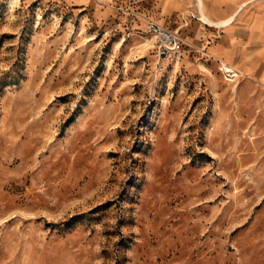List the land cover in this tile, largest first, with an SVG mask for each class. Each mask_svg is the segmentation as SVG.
I'll return each mask as SVG.
<instances>
[{"label":"rangeland","instance_id":"1","mask_svg":"<svg viewBox=\"0 0 264 264\" xmlns=\"http://www.w3.org/2000/svg\"><path fill=\"white\" fill-rule=\"evenodd\" d=\"M204 1L0 0V264H264V64L209 49L251 0Z\"/></svg>","mask_w":264,"mask_h":264},{"label":"crops","instance_id":"2","mask_svg":"<svg viewBox=\"0 0 264 264\" xmlns=\"http://www.w3.org/2000/svg\"><path fill=\"white\" fill-rule=\"evenodd\" d=\"M220 1L223 2L225 0H220ZM234 1H236L237 4L234 2L232 3L230 2L228 7L225 9L226 12L232 11L233 9L235 10L238 7L239 3L243 0H234ZM250 2H253L254 4L255 0H251ZM249 3L237 14L235 20L238 18V16L244 14V12L247 10V6L249 5ZM259 4H260L259 14L257 18L258 20H260L261 25L263 27H261L262 30H260L261 33L258 39L259 41H261V40H264V0H260ZM204 5H205V1L203 0V7L201 8L200 5L199 7H200V10H203L204 12H206L204 10ZM234 10L232 12H234ZM201 12L202 11H200V14H202ZM226 12H223L221 15H225L224 13ZM208 15L212 18L210 14ZM229 15L219 18L221 19L220 21L227 20V19L222 20V18H225ZM200 16L201 15H199L198 19H196L194 23H190L188 26H184L181 28L179 27L180 28L179 30L185 36V38H186V35L189 37V40L187 38V41L189 43H192V41H198L200 39L201 35L205 32L203 26H214V25H209L201 21ZM156 19H158L159 21H162L163 23L167 24L168 26L172 28H175L179 25V24H175L173 20L165 16L162 18L156 17ZM215 20H218V19H215ZM234 21L229 28H225V26H228V23L230 21L226 24H220V26L222 27L215 26V27H219L220 29H222L221 35L217 42H214L212 45H210L209 49L214 52L219 53L222 56L220 58L222 59L225 58L224 61H226L227 63L235 66V64L232 63L233 61V62L240 63L241 67L250 66L251 71H252L254 65L256 68V65L264 64V44L255 45V47L248 46L250 41H248L247 44H245V41L250 38L243 34L242 29L240 27H237ZM216 22L218 21H215V23ZM185 47H186V43H185ZM184 51H185V48H184ZM245 71L244 73H247ZM261 75H263V73H261Z\"/></svg>","mask_w":264,"mask_h":264},{"label":"built area","instance_id":"3","mask_svg":"<svg viewBox=\"0 0 264 264\" xmlns=\"http://www.w3.org/2000/svg\"><path fill=\"white\" fill-rule=\"evenodd\" d=\"M131 1L139 2L141 0ZM146 26L153 36L154 50L158 59L173 62L182 57L186 38L178 29L172 28L153 17L147 18ZM222 64L225 78L230 82L236 81L241 74L240 69L224 60H222Z\"/></svg>","mask_w":264,"mask_h":264},{"label":"bare ground","instance_id":"4","mask_svg":"<svg viewBox=\"0 0 264 264\" xmlns=\"http://www.w3.org/2000/svg\"><path fill=\"white\" fill-rule=\"evenodd\" d=\"M241 71V70H240Z\"/></svg>","mask_w":264,"mask_h":264}]
</instances>
